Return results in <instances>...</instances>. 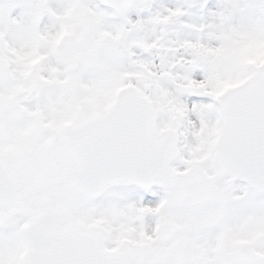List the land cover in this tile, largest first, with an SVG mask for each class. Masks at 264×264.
<instances>
[{
	"label": "snow or ice",
	"instance_id": "snow-or-ice-1",
	"mask_svg": "<svg viewBox=\"0 0 264 264\" xmlns=\"http://www.w3.org/2000/svg\"><path fill=\"white\" fill-rule=\"evenodd\" d=\"M0 0V264H264V0Z\"/></svg>",
	"mask_w": 264,
	"mask_h": 264
},
{
	"label": "rangeland",
	"instance_id": "rangeland-1",
	"mask_svg": "<svg viewBox=\"0 0 264 264\" xmlns=\"http://www.w3.org/2000/svg\"><path fill=\"white\" fill-rule=\"evenodd\" d=\"M215 0H209V7H215Z\"/></svg>",
	"mask_w": 264,
	"mask_h": 264
}]
</instances>
